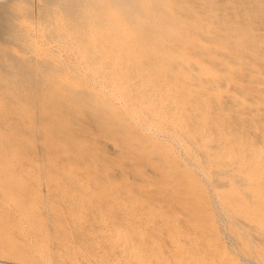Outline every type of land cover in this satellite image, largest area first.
Instances as JSON below:
<instances>
[{
  "label": "rangeland",
  "instance_id": "rangeland-1",
  "mask_svg": "<svg viewBox=\"0 0 264 264\" xmlns=\"http://www.w3.org/2000/svg\"><path fill=\"white\" fill-rule=\"evenodd\" d=\"M2 28L49 67L0 92V264H264V0H19Z\"/></svg>",
  "mask_w": 264,
  "mask_h": 264
},
{
  "label": "bare ground",
  "instance_id": "bare-ground-1",
  "mask_svg": "<svg viewBox=\"0 0 264 264\" xmlns=\"http://www.w3.org/2000/svg\"><path fill=\"white\" fill-rule=\"evenodd\" d=\"M44 1V0H43ZM53 1V0H52ZM56 1V0H55ZM19 2V0H0V29L2 28L3 22L5 20L6 15H9V13H11L12 9H14V7H16V4ZM23 2V1H22ZM42 2V1H41ZM63 2V1H62ZM27 3V1H26ZM65 3V2H64ZM54 4V2H53ZM26 5V4H25ZM45 5V4H43ZM40 6V5H39ZM56 6V5H55ZM73 7V6H71ZM42 8V7H41ZM65 8V7H64ZM53 9V8H52ZM63 9V8H62ZM68 9V7H67ZM21 10V9H20ZM51 10V8H50ZM49 10V11H50ZM61 10V9H60ZM71 10V9H69ZM73 11H62L63 14L62 15V19L63 20H69L70 22H72L69 25V29L70 33L72 31V33L70 34V37L73 41H77V44L79 43V47H76V49H73V55L80 61L84 62L86 69H90V70H94V66L97 65V60H98V56L96 55V51H95V47H94V43L95 41L93 40L92 37L90 38H86L85 34H93L94 32V28H97L98 24L88 18L86 15L84 16L83 14H80L79 12L75 11L76 9H72ZM22 11V10H21ZM47 11V10H46ZM30 12V11H29ZM35 12V11H34ZM55 12V11H54ZM81 12V11H80ZM59 13V12H58ZM48 14V13H47ZM50 14V13H49ZM57 14V13H56ZM27 15V14H26ZM35 15V14H34ZM54 15V14H52ZM30 16V15H28ZM58 16V15H57ZM61 16V15H60ZM27 17V16H26ZM54 17V16H53ZM29 18V17H28ZM38 18V17H37ZM40 18V17H39ZM47 18V17H46ZM56 18V17H55ZM95 18V16H94ZM98 18V17H97ZM27 19V18H25ZM48 19V18H47ZM46 19V20H47ZM51 19V18H50ZM49 19V20H50ZM96 19V18H95ZM39 20V19H38ZM45 20V21H46ZM48 20V21H49ZM56 20V19H55ZM58 21V18H57ZM40 22V20H39ZM43 22V21H42ZM59 22V21H58ZM62 22V20L60 21ZM45 23V22H44ZM57 23V22H56ZM46 24V23H45ZM58 26V25H57ZM46 27V26H45ZM44 28V27H43ZM4 29V28H2ZM6 29V28H5ZM15 30V29H14ZM61 30V29H60ZM3 32H5L4 30H2ZM64 31V30H63ZM48 32V31H47ZM7 33V32H6ZM10 33V32H9ZM15 33V32H14ZM13 34V33H12ZM69 35V33H67ZM2 35V32L0 34V36ZM67 36V35H66ZM68 37V36H67ZM66 37V39H67ZM112 37V35H111ZM116 34L111 38V40L117 41V39H115ZM11 38V37H10ZM13 38V37H12ZM19 38V37H18ZM55 40L59 41L61 43V45L64 48H69L71 49V45L70 43H66L64 42L65 37L63 36V34L61 36L55 35ZM62 39V40H61ZM1 40V39H0ZM47 40V39H46ZM7 41V40H6ZM13 41V40H12ZM17 41V40H16ZM70 41V40H69ZM8 42V41H7ZM15 42V40H14ZM13 42V43H14ZM68 42V40H67ZM71 42V44H72ZM74 42V43H75ZM76 44V43H75ZM1 46V44H0ZM21 46V45H20ZM74 46V45H73ZM3 47V46H2ZM1 47V48H2ZM5 47V46H4ZM7 47V46H6ZM13 47V46H12ZM0 48V92L4 93V97L6 99H11V93L10 91L12 90V87L16 86L17 88L22 87L23 89L27 90L28 93L30 92V94H33V90L34 88L36 89V84L35 87H32L30 84H28L29 82H27L25 80V77H29L30 75H32L34 73V71L36 69H34V66L37 67L36 65H39V68H48L49 64H48V60L47 58L44 56L41 61L40 64H35L33 63L32 60L26 59V57L24 58V56L26 55H16L13 53V51L11 50L10 52H6L3 49ZM74 48V47H73ZM21 49V48H20ZM19 50V49H18ZM72 51V49H71ZM24 52V51H23ZM28 52V51H27ZM20 53V52H19ZM13 55L18 59H14ZM40 59V58H39ZM36 61V60H35ZM67 61V60H66ZM87 63V64H86ZM56 64V63H55ZM48 66V67H47ZM60 66V65H59ZM58 67V66H56ZM77 67V66H76ZM59 68V67H58ZM62 68V67H60ZM63 70V69H62ZM36 73V71H35ZM68 74V73H67ZM88 75V74H87ZM20 77V79H18V77ZM57 76V75H56ZM73 76V75H72ZM14 80H18V82H14ZM39 84V83H38ZM43 90V89H42ZM2 96V95H1ZM22 94L20 93V91L18 90L16 93V99H18L19 97H21ZM23 98V97H22ZM1 99V98H0ZM20 99V98H19ZM34 100V99H33ZM10 102V101H9ZM19 102V101H18ZM32 102V101H31ZM41 102V101H39ZM2 103V100H1ZM8 103V102H7ZM14 103V102H13ZM28 105V104H27ZM16 106V105H15ZM36 106V105H35ZM13 108V106H12ZM18 109V108H15ZM33 109V108H32ZM8 110V109H7ZM14 111V110H13ZM10 112V111H9ZM21 112V111H20ZM26 112V111H25ZM30 115V114H29ZM43 116V115H42ZM5 117V116H4ZM15 117V116H14ZM2 119V118H1ZM10 119V118H9ZM3 120V119H2ZM17 120V119H16ZM23 121V120H22ZM7 122V121H6ZM18 122V121H16ZM24 122V121H23ZM38 122V121H37ZM21 123V121H20ZM13 124V123H12ZM27 126V125H26ZM14 127V126H13ZM23 127V126H22ZM42 127V126H41ZM43 128V127H42ZM144 128V126H143ZM147 128V126H146ZM24 130V129H23ZM17 138V137H16Z\"/></svg>",
  "mask_w": 264,
  "mask_h": 264
}]
</instances>
